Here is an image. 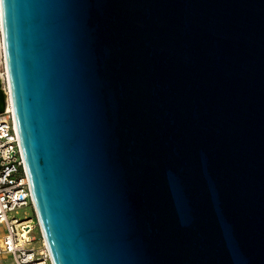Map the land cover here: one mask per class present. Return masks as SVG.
Wrapping results in <instances>:
<instances>
[{"label":"water","instance_id":"water-1","mask_svg":"<svg viewBox=\"0 0 264 264\" xmlns=\"http://www.w3.org/2000/svg\"><path fill=\"white\" fill-rule=\"evenodd\" d=\"M0 6L53 264H264V0Z\"/></svg>","mask_w":264,"mask_h":264},{"label":"built area","instance_id":"built-area-1","mask_svg":"<svg viewBox=\"0 0 264 264\" xmlns=\"http://www.w3.org/2000/svg\"><path fill=\"white\" fill-rule=\"evenodd\" d=\"M4 70L7 80L5 60ZM27 206L32 207L33 217H10L11 212ZM35 230L40 241L37 247L33 244ZM4 257L9 262L4 263ZM0 264H53L35 214L11 101H5L0 111Z\"/></svg>","mask_w":264,"mask_h":264},{"label":"bare ground","instance_id":"bare-ground-1","mask_svg":"<svg viewBox=\"0 0 264 264\" xmlns=\"http://www.w3.org/2000/svg\"><path fill=\"white\" fill-rule=\"evenodd\" d=\"M3 57H4V49L2 42V18H1V6H0V67L3 64L2 61ZM7 86H8V80H6L5 74L0 73V110L3 109L5 101H10V95L9 92L7 91ZM43 243L46 245L44 239H43Z\"/></svg>","mask_w":264,"mask_h":264},{"label":"rangeland","instance_id":"rangeland-1","mask_svg":"<svg viewBox=\"0 0 264 264\" xmlns=\"http://www.w3.org/2000/svg\"><path fill=\"white\" fill-rule=\"evenodd\" d=\"M2 61H3V64L0 67V73H3L5 71L4 70V58H3ZM10 217H17V218L33 217V209H32L31 206H27V207L16 209L15 211L10 213ZM34 235L36 236L37 241H35L33 244H34V246L37 247V246L40 245L39 233H38L37 230L34 231ZM2 261H4V263H7V262H9V258L8 257H4V259Z\"/></svg>","mask_w":264,"mask_h":264},{"label":"snow or ice","instance_id":"snow-or-ice-1","mask_svg":"<svg viewBox=\"0 0 264 264\" xmlns=\"http://www.w3.org/2000/svg\"><path fill=\"white\" fill-rule=\"evenodd\" d=\"M0 2H2V0H0Z\"/></svg>","mask_w":264,"mask_h":264}]
</instances>
